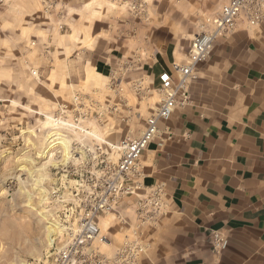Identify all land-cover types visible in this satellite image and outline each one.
<instances>
[{"label":"rangeland","instance_id":"obj_1","mask_svg":"<svg viewBox=\"0 0 264 264\" xmlns=\"http://www.w3.org/2000/svg\"><path fill=\"white\" fill-rule=\"evenodd\" d=\"M225 1L204 13L183 0H53L48 10L40 0L0 3V264H52L55 245L47 244L39 214L55 217L62 207L49 196L51 188L69 192L77 178L95 171L96 146L117 161L114 145L137 135L160 101L158 51L187 15L197 12L196 30H206ZM76 96L89 117L76 123L68 107L66 124L55 126L53 116ZM53 129L84 156L46 163L45 135ZM38 186L46 189L44 201ZM124 199L117 212L98 218L100 234L113 242L99 245L104 253L133 237L134 200ZM62 240L61 234L57 247Z\"/></svg>","mask_w":264,"mask_h":264},{"label":"crops","instance_id":"obj_2","mask_svg":"<svg viewBox=\"0 0 264 264\" xmlns=\"http://www.w3.org/2000/svg\"><path fill=\"white\" fill-rule=\"evenodd\" d=\"M221 1L183 0L202 13ZM198 15L158 51L157 81L185 62ZM195 75L188 103L159 122L140 158L143 187L161 188L164 206L142 229L149 246L139 264H264V19L217 37ZM214 231L227 239L218 253Z\"/></svg>","mask_w":264,"mask_h":264},{"label":"built area","instance_id":"obj_3","mask_svg":"<svg viewBox=\"0 0 264 264\" xmlns=\"http://www.w3.org/2000/svg\"><path fill=\"white\" fill-rule=\"evenodd\" d=\"M44 10L53 5V0H40ZM3 0H0L2 3ZM244 19L249 26H256L264 19V0H226L220 9L207 19V29L195 34L184 63H173L171 70L158 74L161 98L154 111L145 118L141 131L133 137H124L119 145V157L115 163L103 155L102 147L97 151L95 171H86L84 177L77 178L69 192L51 188L49 196L62 205L55 217L60 221L63 240L59 247L53 243L52 264H139L140 257L148 249L141 232L145 225L154 224L164 206L163 191L157 187L145 189L141 182L140 158L148 144L159 131V122L170 118L177 106L188 103V84L195 78V67L208 58L215 39L232 32L239 20ZM175 73V79L173 78ZM81 99L76 96L72 103L60 107L53 116L56 126L63 121L65 111L70 109L73 121L89 117ZM103 157L100 160L98 157ZM132 198L137 219L133 237H128L108 254L100 250L101 243H107L100 234L98 218L103 213L117 212L120 202ZM227 244L222 234L212 233V249L218 253ZM52 245V246H53Z\"/></svg>","mask_w":264,"mask_h":264},{"label":"bare ground","instance_id":"obj_4","mask_svg":"<svg viewBox=\"0 0 264 264\" xmlns=\"http://www.w3.org/2000/svg\"><path fill=\"white\" fill-rule=\"evenodd\" d=\"M46 123L49 124L51 122H49V120L47 119V121H45L44 124H46ZM45 137H46L45 138L46 139V145H45V149L42 150V154H43L44 158L46 159V161H45L46 163L51 162L53 165H56L58 162H60L62 164H66L70 160L78 161L84 156V153L82 151L72 152L70 150L71 140H70L69 136L65 135L64 133L59 132V130H57V129H53L52 131H49L45 135ZM114 147L119 148L120 145H114ZM55 148L61 149V157L62 158L59 161H56L55 158L53 157V152H54L53 150ZM78 153H79V156L76 157L75 155H77ZM36 182L39 183L40 178L36 179ZM36 189L38 190V192L40 194V201L46 200L47 199L46 189H44L41 186H40V188L38 186ZM39 214L44 220H46V223H47V225L45 226V228H46V241H47V244L49 246H52L53 243L56 242L58 237H60V235L62 234L63 227H62L60 221L57 218L52 217V215H51V217L47 218L42 210L39 211Z\"/></svg>","mask_w":264,"mask_h":264}]
</instances>
